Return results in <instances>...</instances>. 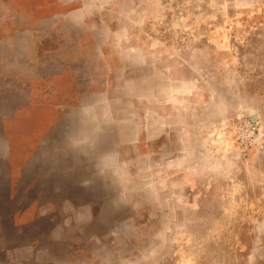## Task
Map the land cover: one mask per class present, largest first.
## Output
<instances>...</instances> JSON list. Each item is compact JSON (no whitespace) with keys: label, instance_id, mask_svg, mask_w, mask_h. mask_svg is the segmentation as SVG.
Returning <instances> with one entry per match:
<instances>
[{"label":"rangeland","instance_id":"374dc122","mask_svg":"<svg viewBox=\"0 0 264 264\" xmlns=\"http://www.w3.org/2000/svg\"><path fill=\"white\" fill-rule=\"evenodd\" d=\"M0 264H264V0H0Z\"/></svg>","mask_w":264,"mask_h":264},{"label":"crops","instance_id":"0c3cea01","mask_svg":"<svg viewBox=\"0 0 264 264\" xmlns=\"http://www.w3.org/2000/svg\"><path fill=\"white\" fill-rule=\"evenodd\" d=\"M164 119V118H163ZM206 120V119H205ZM175 121L176 120H173V122H174V124L173 125H175ZM162 141H163V151H164V148H165V137H166V135H170V134H168V132H165V119L163 120V122H162ZM173 128H175V127H173ZM190 129V128H189ZM194 129H196V127H194ZM183 134V133H182ZM173 142H172V146H173V151H172V154H173V158L175 157V156H177V154H178V152H177V144H176V132H175V130H174V132H173ZM183 138L185 139V136L183 135ZM194 145V147L197 145V143L194 141V142H190L189 144L187 143L186 145V147H187V150L189 149V148H192L190 145ZM159 145L161 146V142L159 143ZM205 146H206V144H205ZM167 147H168V144H167ZM161 153V150H159V153L158 154H160ZM159 157H160V155H159ZM204 159V156H203V154L202 153H195L194 154V156H192L191 158H189L188 156H187V159H186V161L187 162H189V161H191V160H193V161H195V162H199V161H202ZM162 160H163V162L165 161V155L163 154V156H162ZM175 163H173V167L175 168ZM163 169H164V165H163Z\"/></svg>","mask_w":264,"mask_h":264},{"label":"built area","instance_id":"2783aa9c","mask_svg":"<svg viewBox=\"0 0 264 264\" xmlns=\"http://www.w3.org/2000/svg\"><path fill=\"white\" fill-rule=\"evenodd\" d=\"M248 129H249V134L251 133V132H253V130H254V124L253 123H250L249 124V126H248ZM254 133V132H253ZM247 140H245V139H243L242 140V142H246Z\"/></svg>","mask_w":264,"mask_h":264}]
</instances>
